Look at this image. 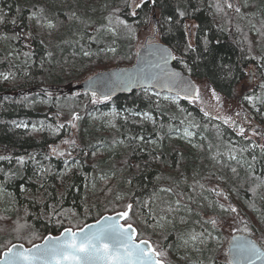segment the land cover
<instances>
[{"label": "trees", "instance_id": "16d2710c", "mask_svg": "<svg viewBox=\"0 0 264 264\" xmlns=\"http://www.w3.org/2000/svg\"><path fill=\"white\" fill-rule=\"evenodd\" d=\"M0 16V156L13 157L0 161V254L129 203L126 222L166 264H227L226 244L236 232L264 246V153L253 140L192 101L164 102L153 91L104 103L63 92L132 65L138 32L157 21L161 40L194 71L180 59L176 67L223 98L238 95L245 113L264 124V106L244 100L264 95L248 81L249 68L264 81V0L232 8L225 0H156L136 9L132 0H0ZM193 23L199 28L188 36L183 25ZM189 40L195 51H185ZM68 138L75 143H64ZM53 145L65 155L53 154ZM20 155L35 159L19 165ZM217 217L222 225L209 223Z\"/></svg>", "mask_w": 264, "mask_h": 264}, {"label": "snow or ice", "instance_id": "6c2138e0", "mask_svg": "<svg viewBox=\"0 0 264 264\" xmlns=\"http://www.w3.org/2000/svg\"><path fill=\"white\" fill-rule=\"evenodd\" d=\"M156 4V0H140L139 3L134 4V9L142 7L145 3ZM225 4L228 8H232L233 4L230 0H225ZM217 10L223 11L220 4H217ZM179 11V10H178ZM239 11V8L236 9ZM35 15V13L33 14ZM132 15H136L135 10H133ZM181 18L186 16L183 11L179 12ZM4 17L0 16V22H3ZM166 22L171 24L173 18L171 16L166 17ZM13 24L16 23L15 20L12 21ZM119 23L125 24V21H119ZM175 23H180L177 20ZM52 27L51 23L48 25ZM186 35L191 36L193 29H198L199 26L196 24H184L183 25ZM155 37H153V40ZM151 43V41H149ZM205 50H207L208 41H204ZM156 51L159 54V58L162 61L164 68L161 71L164 74L165 85L170 87L174 85L177 91V95L180 92L185 93L186 99H199V88L194 84L191 79L184 78L180 72H167L165 68L169 60H177L179 57L173 55L169 48L161 47L159 44L155 45ZM115 51V49H110ZM196 49L189 40L186 52H192ZM28 55V53H25ZM88 55V53H85ZM180 63L184 65L189 73L194 71L193 68L189 67L184 60L180 59ZM160 67V65H157ZM264 67V65H262ZM248 75L251 78L255 77V73L249 70ZM7 77H5L6 79ZM152 79H157L153 77ZM151 83V80L149 81ZM159 82V81H157ZM261 89H264V81L259 84ZM171 90V87H170ZM213 96L219 99L215 90H212ZM157 95H159L157 93ZM95 96V93H93ZM108 99L107 96L104 97ZM166 99L168 97H165ZM7 99V98H5ZM244 100L248 101L255 108L256 104L264 106V95H256L255 93L250 95H245ZM257 111L260 109L257 108ZM147 118L148 114H144ZM208 115V113H205ZM239 115V113H237ZM221 117H217L220 119ZM224 122L236 123L231 117H223ZM13 124L16 122L13 121ZM17 127H27V125L17 124ZM239 132L243 134L245 132L244 127L239 128ZM190 135V133H189ZM140 139H143L141 137ZM64 143L74 144L75 141H64ZM253 147H259L261 153H264V145H255ZM243 151V149L241 150ZM52 153L60 156L65 155L62 150L53 147ZM234 158V157H233ZM12 156H0V161H11ZM16 163L23 165L28 160H34V156H28L27 158L23 155L14 158ZM257 157L254 155L252 157L253 161H256ZM67 163V162H66ZM253 165L249 164V168ZM41 171H47L46 169H41ZM235 171V169H233ZM3 172V169H0ZM10 174L5 173V179L8 178ZM2 191V189H0ZM170 191V189H168ZM179 203V202H177ZM221 208L224 206L221 205ZM133 208L132 204H127L125 209L121 212L115 213L114 216H102L97 219L94 223H85L83 226H76L75 230L72 227H64L63 231L60 232L58 236H53L49 234L44 237V242L41 244H33L30 248H24L23 245L13 244L8 247L6 251L0 254V264H165V261L161 258L163 253L158 251L149 241L139 240L138 232L133 227L131 223H119L120 220L127 221L130 219V212ZM231 211L235 212L236 209L233 207ZM213 226L217 224L215 219L209 221ZM247 230V229H245ZM202 235V234H201ZM191 240L195 241L198 239L197 235H192ZM255 256L256 259H264V252H261L254 242L247 241L245 243H238L231 253L230 259L227 264H253L252 257Z\"/></svg>", "mask_w": 264, "mask_h": 264}, {"label": "water", "instance_id": "95a60500", "mask_svg": "<svg viewBox=\"0 0 264 264\" xmlns=\"http://www.w3.org/2000/svg\"><path fill=\"white\" fill-rule=\"evenodd\" d=\"M157 31L158 30L156 28L155 34L151 37L152 39L151 43H149V39H147L146 42L143 44V46H141L137 50L135 62L131 66L115 67L109 70L98 72L80 83L73 84L66 91L63 92H71L73 94H76L78 92H83V93H88L92 96L93 93H95V96L93 97L99 101H102V100H111L121 95H130L133 92L140 90H153L158 93L170 94L183 100H194V99H186L184 92H180V94L177 95L178 89H176L174 85L170 86L171 90L170 87L164 86L165 79L161 69L164 68L165 66L163 65L162 61L159 58V54L156 51L155 45L159 44L161 47L169 48L171 51L172 49L168 45H166L163 41H156ZM153 37H155L154 40ZM172 53L174 55L173 51ZM174 61L175 60L168 61L165 71L169 73L180 72L184 78L191 79L194 82V84L197 86L194 78L191 75L187 74L184 70L176 67L174 65ZM157 65H160V67H157ZM153 77H156L157 79H152ZM150 80L151 83L149 82ZM105 96H107L108 99H105L104 98ZM75 117H77V114L75 115ZM234 121H236V123L235 124L232 123V124L237 130H239L240 127H244V128L246 127L243 126L241 122L237 120ZM249 128H251L252 131L257 132V128H259V126L258 124L252 122ZM121 211H117V212H121ZM115 213H106L103 216H114ZM95 221L89 222L88 224H92ZM119 223L123 224L126 222L124 220H120ZM133 227L137 230V228L134 225ZM59 234L60 233L51 234V235L58 236ZM48 235L49 234H47L46 236ZM141 240H147L155 247L153 242L150 241L149 239H141ZM247 241L254 242L257 248L261 252H264V249L256 242L254 238H252L247 234L238 233V234H234L229 241L228 250H227L228 260L230 259L231 253L234 250L235 246L238 243H245ZM43 242L44 240L36 242L34 244H41ZM13 244L18 246L23 245L24 248H30L33 245L32 244L30 246H27L22 242H16ZM12 245H10L9 247H11ZM4 251H6V249ZM252 260H253V264H264V259H256V257L253 256Z\"/></svg>", "mask_w": 264, "mask_h": 264}, {"label": "rangeland", "instance_id": "374dc122", "mask_svg": "<svg viewBox=\"0 0 264 264\" xmlns=\"http://www.w3.org/2000/svg\"><path fill=\"white\" fill-rule=\"evenodd\" d=\"M139 2H140V0H132V7L134 8V4L139 3ZM233 5L234 6L239 5V0H235ZM153 31H154V21L150 25L146 26L145 28H143L142 30H140L138 32L137 47L142 45L144 43L145 39L148 36H151L153 34ZM255 75H256V73H255ZM252 84H254V83L252 82ZM197 85L199 88L200 98L196 101H193V103L195 105H197L199 108H201V110L204 113H208L210 111L212 114H216V115L220 114L223 117H232L237 112L243 110V107L240 105L238 95H236L232 99L223 98V97L218 95L219 99H216V97L213 96V94H212L213 89L211 88V86L208 83H206L203 80H197ZM165 97H168V98L166 99ZM162 99L164 100V102L168 101L170 103H176L178 101L176 98H172V97H169L167 95L163 96ZM94 101H96L95 98H94ZM104 102H107V101H101V103H104ZM77 118L75 116H73L70 119L69 122L73 124L72 126H74L75 123H77ZM114 123H115V119L111 118L110 124L113 125ZM249 136H250L249 138H251V139L254 138L252 134H250ZM68 141H69V138H68ZM58 149H60V148H58ZM61 149L65 150L64 148H61ZM231 207H232V204H231ZM215 220L217 221V225L220 223H221L220 225L223 224V222L221 221L220 218L217 217V218H215Z\"/></svg>", "mask_w": 264, "mask_h": 264}, {"label": "flooded vegetation", "instance_id": "af4514ba", "mask_svg": "<svg viewBox=\"0 0 264 264\" xmlns=\"http://www.w3.org/2000/svg\"><path fill=\"white\" fill-rule=\"evenodd\" d=\"M255 86H256V88H258L259 87V83H257ZM232 119H234V118H232ZM245 119H246V117H245ZM239 120L244 125H246L247 128H249L250 120H252V118H250V120L246 119V122H243L241 119H239ZM253 121L256 122L259 125V128H257V132L251 133L250 129H246L245 132H244V136L246 138H249L250 137L249 135L252 134L253 137H254L253 138V142L255 143V145H264V124L260 123V121H258L257 118H253ZM228 123H230V121ZM257 148H259V147H257Z\"/></svg>", "mask_w": 264, "mask_h": 264}, {"label": "bare ground", "instance_id": "6f19581e", "mask_svg": "<svg viewBox=\"0 0 264 264\" xmlns=\"http://www.w3.org/2000/svg\"><path fill=\"white\" fill-rule=\"evenodd\" d=\"M234 1H235V0H234ZM182 70H183V69H182ZM104 71H105V70H104ZM187 74H188V73H187ZM189 75H190V74H189ZM192 77H193V76H192ZM255 77H256V75H255ZM233 98H234V97H233ZM72 125H73V124H72ZM76 127H77V123H75V125L72 126L73 129H75ZM73 129H72V130H73ZM71 134H73V131L71 132ZM62 151H64V150H62Z\"/></svg>", "mask_w": 264, "mask_h": 264}]
</instances>
